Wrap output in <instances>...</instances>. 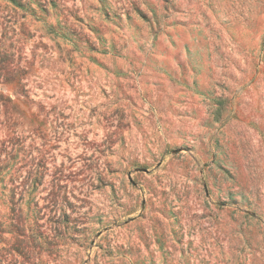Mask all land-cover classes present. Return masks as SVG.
<instances>
[{
	"label": "rangeland",
	"instance_id": "obj_1",
	"mask_svg": "<svg viewBox=\"0 0 264 264\" xmlns=\"http://www.w3.org/2000/svg\"><path fill=\"white\" fill-rule=\"evenodd\" d=\"M0 264H264V0H0Z\"/></svg>",
	"mask_w": 264,
	"mask_h": 264
}]
</instances>
